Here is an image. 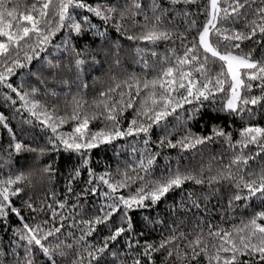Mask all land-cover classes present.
Here are the masks:
<instances>
[{
    "label": "snow or ice",
    "instance_id": "obj_1",
    "mask_svg": "<svg viewBox=\"0 0 264 264\" xmlns=\"http://www.w3.org/2000/svg\"><path fill=\"white\" fill-rule=\"evenodd\" d=\"M193 6L199 8L200 0H129L111 6L85 0L31 3L0 0V87L8 89L3 99L16 113H28L24 123H35L42 131L51 132L43 146L32 147L31 143L17 138L9 116L0 111V128L7 130L10 137L6 156L0 155L3 164L7 165L14 154H35V166L29 171L0 179V223L7 231L10 216L14 215L20 222L11 229L12 237L7 245L0 237V264H37L38 254L45 258V264H57L58 258L62 260L73 251L76 258L72 264H264V169L259 173L245 171L250 160L264 153V127L248 124L239 130L237 140H233L232 132L219 125H213L207 135L187 127L205 102H214L218 95L226 97L221 110L242 120L245 116L254 118L256 106L264 109V51L256 59L254 48L246 53L241 48L245 42L264 48V0H208L202 13L206 16L202 27H196L194 16L200 13L191 11ZM92 17L103 22V31L92 22ZM241 22L243 27H236ZM108 25L133 42L134 55L142 69L155 74L151 79L135 73L125 79L110 76L112 83L99 93L89 111L88 101L79 93L72 94V89L87 90L86 76L102 71L109 61L110 66L120 67L121 46L109 36ZM192 31L196 36L189 40ZM58 33L62 39L54 45L55 53L41 57L40 53L48 52ZM87 33L96 39L81 45L79 41ZM177 42L179 48H166L164 53L156 50L162 43L176 45ZM34 59L39 62L35 72L30 67ZM17 69H28L26 75L42 85L45 92L38 87L26 88L23 76L20 84L14 86L10 79ZM92 79L95 83L100 78ZM253 82H258L256 86L261 93L258 96L251 95ZM49 83L68 89L66 95L72 94L71 107L65 109L64 115L41 98L58 95L54 89H48ZM18 102L19 108H15ZM186 105L190 114L187 120L180 121L183 133L167 130L168 117L178 110L183 113ZM129 109L135 115L122 128L123 114ZM101 114L104 126L91 130L90 124ZM65 124L72 125V130L62 131ZM154 126L165 131L158 141L152 140ZM128 137L143 144L136 166L126 165L123 170L117 167L115 173L110 170L97 173L92 167V150ZM219 140L233 152L228 163L215 168L209 163L198 169H182L177 161L174 169H166L167 174L154 175L160 150L194 152ZM150 145L158 150L152 151ZM249 146L257 149L254 155H245ZM61 150L75 154L79 161L68 172L67 193H73V182L79 184L85 173L87 176L83 180L86 187L76 195L77 203L72 205V210L80 206L81 197L86 199L99 193L105 201L99 207L100 214L76 221L72 211L65 215L51 204L37 208L31 196L23 199L26 188L53 181L58 172L55 161H42L50 153ZM168 159L165 157L166 162ZM186 184L207 186L209 192L187 191V202L182 198L179 207L169 206L174 217L181 211L200 209L201 198L206 207L209 195L225 184L235 190L228 200L230 210H235L240 202L247 208L253 199L259 201L260 210L253 211L246 221L242 219L230 229L214 230L209 225L205 230L197 225L199 231L193 235L172 226L168 229L171 234L159 241L145 238L146 231L154 230L156 224L163 226L164 221L145 216L144 230H138L132 213L154 208L169 192L183 190ZM14 198L20 201L19 207ZM52 199H56L55 193ZM66 204L65 199L58 202V207L64 209ZM44 207L51 211L48 220L33 217L29 223L22 214L28 211L39 215ZM66 221H71L67 224L69 230L62 233ZM99 225L109 234L92 242L89 238ZM74 228L79 229V236L71 231ZM121 240L123 249L116 247ZM157 256L162 257L159 262Z\"/></svg>",
    "mask_w": 264,
    "mask_h": 264
},
{
    "label": "trees",
    "instance_id": "obj_2",
    "mask_svg": "<svg viewBox=\"0 0 264 264\" xmlns=\"http://www.w3.org/2000/svg\"><path fill=\"white\" fill-rule=\"evenodd\" d=\"M33 2V0H29V3ZM86 3L92 4H102V5H116L125 4L129 2V0H85ZM208 0H200V7L197 8L193 6L191 11L200 13L194 16L196 19V27H202L203 23L206 20V16L203 13L205 6L207 5ZM249 18L252 16L249 14ZM92 22L101 26V31L104 30L103 22L97 18L92 17ZM109 36L112 40L119 41L121 46L120 51V67L116 68L114 65L110 66L111 62L105 65L102 71H93L89 75L86 76V82L89 87L87 90H81L78 88L72 89V94L79 93L85 100L88 101V105L86 106L89 111H92L91 105L92 102L99 97V93L104 91L112 82L109 80L110 76H116L117 79H125L129 75L135 73L138 76L147 75L149 79L155 74L153 72H145L140 63H138V58L134 55V44L133 42L127 41L122 35L115 32V29L108 25ZM183 27V26H182ZM236 27L242 28L243 22L237 24ZM196 36V32L192 31L188 38L189 40L192 37ZM62 35L57 34L56 37L52 40V45L48 47V52H41L40 56L44 57L46 54L55 53L54 45L59 44L61 42ZM94 38L91 33H87L84 37H82L79 41L81 45L87 44L92 41ZM98 42V41H97ZM144 46V45H140ZM177 47L179 48V42L176 45L172 44H164L162 43L156 50L160 53H164L166 48ZM243 52H248L251 49H255L253 56L256 59L261 57L262 48L259 45L253 44L251 42H245L241 45ZM21 58H23V53H21ZM149 61L151 63V57H149ZM39 66V62L37 60H33L30 65L31 70L33 72L36 71V68ZM158 66V65H157ZM218 70V69H217ZM28 69L20 70L17 69L15 74L11 77L10 82L14 86H18L21 82V77H24L25 87H38L41 92H45V88L38 84L34 78L28 77L26 75ZM99 77V81L93 82L92 77ZM258 82H253V89L251 95H260V90L256 86ZM48 89H54L58 95L56 97L47 96L41 97L45 100V102L51 108L55 106L58 109L60 115L65 114V109L71 107L72 103V94L66 95L68 89H61L60 87H54L51 83L48 84ZM8 92V89L4 87H0V111H3L5 115L9 116V123L13 130L17 133V138L24 140L25 143H31L32 147L43 146L47 142V136L51 135L50 131H42L39 125L37 124H27L23 121L27 120L28 113L21 112L16 113L12 107L5 103L3 99V94ZM13 98L15 99V95ZM226 99V97L218 95L214 102H205L204 107L200 109L199 114L195 117V119L189 121L187 123V127L190 128L195 133L202 134H210L213 125H219L225 128V130L232 132L233 140L239 139V130L248 125H259L264 127V109H261L259 106L254 108L256 112V116L252 119H249L247 116L242 120L239 117L231 116L227 112L222 111V101ZM15 108H19V102L15 105ZM190 114L189 106H185V111L181 113L179 110L173 116L168 117V129L172 130L176 129L178 134H182L184 131V126L180 123L181 120H187L188 115ZM135 113L129 109L123 114V119L121 126L122 128H126L128 122L133 118ZM104 126V117L103 115H98V119L93 121L90 124V129L95 131L100 127ZM62 131L68 132L72 130V125L65 124ZM165 131L157 127H153L152 129V140L158 141L159 137L164 135ZM141 137L140 139H142ZM177 136L174 135L173 139H176ZM10 142V137L7 130L0 128V155L6 156V148L8 143ZM152 151H157L158 149L154 146H151ZM143 148V144L138 142V140L133 137H128L123 140L114 141L112 145H101L99 148L92 150V167L97 173L104 172L106 170H110L115 173L117 167L121 170L128 167H135V162L139 161L140 157V149ZM136 149L137 151H133ZM161 151V155L156 160V167L154 169V175L156 177L161 174H167V168H175L177 165V161H179L180 167L184 168H193L198 169L200 167H206L209 163H212L213 168L220 166L222 164L228 163L229 159L232 157L233 152L227 148L222 140L215 141L212 144L194 152H185L180 153L178 149H168L164 148ZM257 149L255 146H249L248 149H245V155H254ZM165 157H168V161L166 162ZM35 154L33 153H25L22 152L18 155L14 154L7 165L3 164V160H0V179L7 178L9 174L16 175L19 172H27L32 167H34ZM55 161L54 167L58 169L55 178L51 183H45L43 185L36 184L34 187L26 188L25 193L23 195V199H28L29 196L32 197V201L37 208L42 207L44 204H51L53 209H55L58 213L63 212L65 215L72 211V215L75 216L76 221L81 219H89L99 213V207L105 203L102 196L99 193L96 195H88L85 199L81 197L79 200V207L75 210H72V205L77 203L76 195L81 193V190L86 187L83 183V180L87 179L86 173L82 177V182L77 184L73 182V193H67V180H68V172L72 165L78 164L79 161L75 154L69 155L61 150L60 153H50L49 155L43 158L42 163H50ZM261 169H264V153L259 156H255V159L249 161V166L245 171H251L259 173ZM217 187V186H214ZM219 191L214 194L209 195L208 200L205 201L201 198V208L196 209L192 208L191 212L184 213L183 211L179 212L176 217L173 216V213L169 210L170 205H175L179 207L182 198L187 202L186 192L187 191H195L197 193H208L209 189L207 186H193L190 184H186L184 189H176L167 194L166 198L162 199L154 208L149 209H140L132 213L133 222L137 226L138 230H144V220L143 217L148 216L153 220L164 221V225L156 224L154 230L146 231L145 238L150 241H159L162 236L170 235L171 233L168 229L172 226H178L179 231H183L185 233H192L193 235L199 231L197 225H200L205 230L211 225L215 230L216 227H223L225 229H230L233 224L239 225L241 220H247L253 213V211L260 210L259 201L253 199L247 208H245L244 203L240 202L238 206H235V210H230L228 208V200L234 194V189L229 185L225 184L223 186H218ZM104 190V189H102ZM52 193L56 194V199H52ZM67 200L66 207L64 209H60L58 207V202H62ZM14 203L17 207L20 206V201L14 198ZM190 207V204L188 205ZM25 216V219L29 222H33V217L36 220H48L51 216V211L44 207L43 213L39 215L35 213H30L28 211H24L22 213ZM58 219V218H57ZM115 219V217H114ZM181 221L183 223H181ZM71 221H66V227L62 230V233H66L69 229L67 228V224ZM19 220L14 215L10 216L9 222L7 225L8 230L5 231V225L0 223V237L3 238V243L7 245L9 243V239L12 237L11 229L13 227L19 226ZM75 233L76 236H79L80 232L78 228L71 229ZM108 230L103 226H97V231L93 233L92 237L89 239L92 242H98L102 239L103 236L108 235ZM63 234L61 235V239H63ZM189 238H192L191 236ZM116 247L123 249L124 244L123 240H121L120 244ZM23 255V253H21ZM76 258L75 252H70L65 258L62 260L58 258L57 264H72V261ZM157 261L159 262L162 257L157 256ZM37 264H45V258L41 255H37ZM203 264V262H202Z\"/></svg>",
    "mask_w": 264,
    "mask_h": 264
}]
</instances>
